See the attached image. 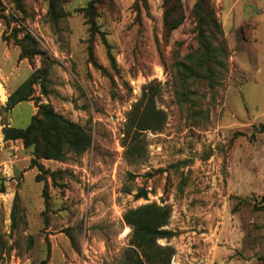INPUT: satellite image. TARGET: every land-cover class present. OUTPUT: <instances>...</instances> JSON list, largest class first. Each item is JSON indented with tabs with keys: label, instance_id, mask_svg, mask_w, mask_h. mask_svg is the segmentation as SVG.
I'll use <instances>...</instances> for the list:
<instances>
[{
	"label": "rangeland",
	"instance_id": "374dc122",
	"mask_svg": "<svg viewBox=\"0 0 264 264\" xmlns=\"http://www.w3.org/2000/svg\"><path fill=\"white\" fill-rule=\"evenodd\" d=\"M52 1L2 0L0 264H123L134 231L125 215L149 204L170 210L164 228L178 235L158 242L175 247L171 264H264V0H210L226 50L204 65L198 0H174L183 19L171 32L166 0H59V17ZM39 68L33 100L5 110ZM151 88L165 122L141 131L131 155L128 114ZM38 103L80 124L91 145L39 158L40 170L33 146L4 135L27 127Z\"/></svg>",
	"mask_w": 264,
	"mask_h": 264
},
{
	"label": "trees",
	"instance_id": "16d2710c",
	"mask_svg": "<svg viewBox=\"0 0 264 264\" xmlns=\"http://www.w3.org/2000/svg\"><path fill=\"white\" fill-rule=\"evenodd\" d=\"M14 1H17L18 4L21 3V0ZM58 2L59 0L52 1L51 12L62 10ZM94 2L95 0L90 1V8H94ZM2 8V0H0V13ZM195 11L199 22L197 28L199 50L203 51V53L196 57V61L200 65H204L212 61L213 57L211 54L213 52L225 51L226 47L223 40L220 41V44L217 43L220 33H222V26L216 18L210 0H198ZM55 15L57 17L65 16L66 12L62 10L59 14L55 12ZM182 19L181 6L174 2V0H166L164 22L168 32L177 28L181 24ZM15 39L18 41L16 42L17 45L21 47L22 59L28 58L30 60L33 51L26 50L24 39L17 40V36ZM214 42H216V46L213 48L212 43ZM194 56L195 54H191L189 59H194ZM182 66L189 72L190 76H200L199 70L192 66L190 62L185 61L182 63ZM42 72L43 70L40 68L35 70L22 84L10 93L4 109L10 111L21 102L33 100L34 84L38 79L42 78L44 74ZM164 122L165 114L162 110L157 109L155 93L151 88V92L145 94L128 114L126 123L127 137L124 142L127 146V151L131 155H139L142 146L141 143L135 142L140 132L148 129L157 130L162 127ZM261 127L264 128V124ZM4 135L6 139L21 140L27 148L33 146L35 158L32 160V163L38 165L40 170L44 169V166L38 163L37 159L39 158L62 160L67 150L82 153L91 145V137L85 132L84 128L80 124L66 119L50 103H38V111L32 116L31 122L27 127L20 128L6 125ZM130 140H132V144L129 145L128 142ZM52 175H55V173ZM146 196L147 191L140 189L137 197ZM17 199L18 195H16L15 203ZM169 217V208L155 204L144 205L130 210L125 215V218L134 227V231L130 247L122 254V263L171 264L173 256L176 253L175 247L168 244L162 245L158 242L159 239H171L178 235L176 230L164 228L168 223Z\"/></svg>",
	"mask_w": 264,
	"mask_h": 264
},
{
	"label": "bare ground",
	"instance_id": "6f19581e",
	"mask_svg": "<svg viewBox=\"0 0 264 264\" xmlns=\"http://www.w3.org/2000/svg\"><path fill=\"white\" fill-rule=\"evenodd\" d=\"M6 98V92L2 89H0V102L1 100H4Z\"/></svg>",
	"mask_w": 264,
	"mask_h": 264
},
{
	"label": "crops",
	"instance_id": "0c3cea01",
	"mask_svg": "<svg viewBox=\"0 0 264 264\" xmlns=\"http://www.w3.org/2000/svg\"><path fill=\"white\" fill-rule=\"evenodd\" d=\"M15 49H18L17 47H15ZM19 51V50H18ZM19 54H20V52H18ZM25 61V59H22V62H24ZM0 89H2V90H4L2 87H1V85H0ZM5 91V90H4ZM6 99V98H5ZM4 99V100H5ZM1 101H3V100H1Z\"/></svg>",
	"mask_w": 264,
	"mask_h": 264
}]
</instances>
